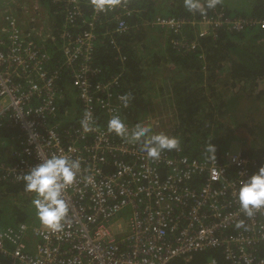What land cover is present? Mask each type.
Wrapping results in <instances>:
<instances>
[{
    "label": "built area",
    "instance_id": "built-area-1",
    "mask_svg": "<svg viewBox=\"0 0 264 264\" xmlns=\"http://www.w3.org/2000/svg\"><path fill=\"white\" fill-rule=\"evenodd\" d=\"M50 1L61 7L54 17L40 0H0V136L16 130L9 160L0 159V182H23V175L53 154L79 161L80 170L63 193L69 206L63 230L52 232L39 223L9 226L0 230V255L9 264H169L175 259L189 264L193 254L219 248L228 264H264V208L249 217L236 196L240 182L251 176L248 158L229 150L220 160H197L179 145L153 159L131 141L137 125L154 129L161 120L130 123V102L125 107L119 99L125 94L116 90L119 76L102 81L94 65V22L113 14L114 33L125 32L122 18L132 13L126 3L100 11L90 1L92 16L82 21L89 28L78 32L83 3ZM152 25L176 35L170 40L176 51L198 52L205 69L202 40L221 29L264 30V19L204 10L191 18L156 17ZM52 47L63 58L54 68ZM59 66L70 74L78 112L64 108L60 113ZM86 114L90 131L81 126ZM64 116L78 123L63 129ZM114 116L124 121L127 136L109 132Z\"/></svg>",
    "mask_w": 264,
    "mask_h": 264
},
{
    "label": "trees",
    "instance_id": "trees-1",
    "mask_svg": "<svg viewBox=\"0 0 264 264\" xmlns=\"http://www.w3.org/2000/svg\"><path fill=\"white\" fill-rule=\"evenodd\" d=\"M79 1L84 5L83 17L77 19L76 30L82 32L89 28L82 21L91 18L93 8L91 0ZM40 2L51 17H54V10H61L50 0ZM120 2L126 3L132 11L122 18L127 24L125 32L114 33L116 21L113 14L101 15L94 22V33L98 36L94 65L101 71V80L109 81L119 76L116 90L130 98L131 121L140 118L139 112L145 119L158 116V109L164 115L170 113V116L166 115L167 122L160 118L161 126L170 129L166 134L176 137L188 156L197 160H220L225 152L231 150L234 139V129L231 128L237 123L243 101L254 98L258 108L264 105L261 100L264 91L259 90L260 83H264V30L247 27L239 32H229L221 29L216 37L202 40L206 65L203 69L198 52L176 51L170 44L176 35L169 32V36L152 25L156 17L191 18L199 10L189 11L184 0ZM199 2L207 13L219 10L232 17L264 19V0H218L211 9L206 6L207 0ZM56 22L57 27H62L60 15L56 16ZM189 34L193 31L190 30ZM49 52L54 68L58 62L61 63L62 54L58 47H52ZM58 69L59 85L64 93L60 113L64 108L78 112L80 101L71 93L70 74L67 75L62 66ZM64 121L63 129L78 123V119L69 121L67 116H64ZM254 124L249 140L240 150L242 156L252 162L251 175L264 166V119ZM15 132V129H6L0 136V159L3 161L9 160V151L15 148L11 137ZM151 134L160 133L151 129ZM142 142H136L138 147ZM212 147L214 150L210 151ZM34 198L35 193L25 191L24 182H0V230L17 223L37 224L32 221L36 211L32 205ZM211 260L215 264H228L219 248L193 254L189 264H210ZM0 264L9 262L0 255ZM169 264L185 263L175 259Z\"/></svg>",
    "mask_w": 264,
    "mask_h": 264
},
{
    "label": "clouds",
    "instance_id": "clouds-1",
    "mask_svg": "<svg viewBox=\"0 0 264 264\" xmlns=\"http://www.w3.org/2000/svg\"><path fill=\"white\" fill-rule=\"evenodd\" d=\"M218 0H207V8H214ZM92 6L100 11L112 8L120 3V0H91ZM185 7L189 11L199 10L203 14L204 6L199 0H184ZM166 32V31H165ZM125 107L129 105V96L119 97ZM91 115L86 114L81 126L85 131L89 127ZM109 132L117 136H127L128 129L120 116L112 117L108 122ZM132 142H142L141 150L153 159L159 158L165 151H171L179 147L176 137L164 133L151 134L149 127L137 125L131 133ZM210 151L214 148H210ZM233 151V150H232ZM241 153V152H240ZM80 170L79 161L72 160L67 156L53 154L50 158L41 161L40 164L31 168L21 178L24 182L25 191L35 193L32 205L36 209V215L40 224L52 232H60L69 213V206L64 198V190L71 186ZM214 176L213 179H216ZM241 210L249 217L264 208V166H261L246 180H242L236 193Z\"/></svg>",
    "mask_w": 264,
    "mask_h": 264
},
{
    "label": "rangeland",
    "instance_id": "rangeland-1",
    "mask_svg": "<svg viewBox=\"0 0 264 264\" xmlns=\"http://www.w3.org/2000/svg\"><path fill=\"white\" fill-rule=\"evenodd\" d=\"M162 1V0H161ZM20 3V1H19ZM259 89L264 91V83H260L259 85ZM261 100L264 102V97H261ZM243 101V100H242ZM131 107H129L127 113L131 112ZM240 109V113L238 115V117L236 118L237 123L236 124H232V128L234 129L233 131V135H234V139L231 142L230 145V149L235 151V152H240L241 148L244 145L245 141L249 140V132L250 129L253 128V126L255 125V122L258 121H262L264 119V105H260L258 108V102H255V99H249L248 101H243V104L240 105L239 107ZM159 110V109H158ZM157 110V112H159ZM166 115L170 116V113L166 112ZM165 115V118H163V120L165 122L168 121V117ZM172 116V114H171ZM138 117L137 119H134V121H140V122H145L146 119L144 118V116H142V113H138ZM160 118H162L161 114H160ZM133 119V117L129 118V121H131ZM171 119H173L171 117ZM160 124V123H158ZM146 125H150L149 123H147ZM154 130H156L159 133H168V130H170L169 128L164 129L162 126L155 128ZM249 143H247L248 145ZM32 221H36L37 223L40 224L37 215H36V211L33 212V220Z\"/></svg>",
    "mask_w": 264,
    "mask_h": 264
},
{
    "label": "crops",
    "instance_id": "crops-1",
    "mask_svg": "<svg viewBox=\"0 0 264 264\" xmlns=\"http://www.w3.org/2000/svg\"><path fill=\"white\" fill-rule=\"evenodd\" d=\"M1 13H2V11H1V6H0V15H1ZM160 114H161L162 118H165V115L162 112H158L157 115L159 118H160Z\"/></svg>",
    "mask_w": 264,
    "mask_h": 264
}]
</instances>
